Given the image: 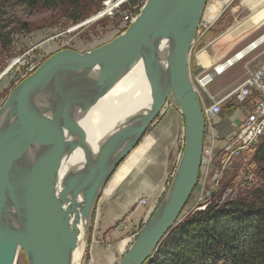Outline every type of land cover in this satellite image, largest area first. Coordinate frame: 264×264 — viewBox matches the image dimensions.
Listing matches in <instances>:
<instances>
[{
    "label": "water",
    "instance_id": "water-1",
    "mask_svg": "<svg viewBox=\"0 0 264 264\" xmlns=\"http://www.w3.org/2000/svg\"><path fill=\"white\" fill-rule=\"evenodd\" d=\"M206 3L146 0L125 31L113 39L85 52L59 49L13 88L0 106V113L10 110L7 122H0V264H16L18 248L25 251L30 264H70V251L77 246L78 224L89 223L98 200L102 163L114 160L110 173L164 112L155 72L156 46L164 36L170 41L164 56L168 91L183 117L184 149L148 225L118 264L151 260L162 240L179 223L178 217L197 186L205 119L190 80L189 54ZM142 54L150 105L135 124L132 142L115 159L111 155L118 144L108 147L95 159L91 176L87 170L69 175L66 186L56 195V173L66 151L74 149L80 128L77 114L89 109L101 80ZM86 162L83 169L90 163ZM11 195L25 224L22 235L9 230L5 207ZM80 195L84 202L78 214Z\"/></svg>",
    "mask_w": 264,
    "mask_h": 264
},
{
    "label": "rangeland",
    "instance_id": "rangeland-1",
    "mask_svg": "<svg viewBox=\"0 0 264 264\" xmlns=\"http://www.w3.org/2000/svg\"><path fill=\"white\" fill-rule=\"evenodd\" d=\"M76 1L81 2V0ZM145 1L129 0L124 9L132 10L136 6L138 8ZM220 1L224 5H221V10L214 19L209 20L207 12L205 10L203 12L202 18L209 24L203 22L202 18L200 19V26L190 52L189 71L193 77L198 74L202 76L209 73L217 61L232 55L264 32V0ZM94 2L96 7H92L89 12L85 13L76 11L77 9L74 8L71 0H58L57 5L52 8L44 6L30 8L25 4L16 3V0L8 2L0 0V33L5 41L3 45H0V106L5 102L13 88L21 80L32 74L31 72L21 78L27 65L37 58H46L62 44H64L62 49L70 48L79 52L89 51L117 36L116 33L120 29V14L95 21L93 18L107 0H95ZM123 31L121 30L120 33ZM263 60L264 45L223 74L212 76L206 91L214 96H220L231 91L255 71ZM232 106H223L217 119L219 120L220 117L227 114L226 111ZM162 111L164 112L158 116L156 124L150 126L146 134H153L157 141L158 132L166 129L171 132V135L178 132L177 135L183 137L177 163L170 179L166 182L161 199L175 174L185 144L183 117L178 111L176 103L167 98L162 105ZM237 111L239 110L235 112ZM212 130H215V126L212 129L205 125L207 139L211 137L214 139L213 151L217 154L224 139L218 138L216 132ZM181 131H183V135H181ZM145 156L142 160L145 159ZM141 161L139 167L144 163ZM251 163L254 164L253 167L247 169L242 161L236 160L233 165L222 172L221 180H202L201 182L199 180L183 214L185 215L186 211L198 203L199 196L205 193L201 192V185H205L207 189L212 188L214 183L218 185L211 203L214 200L222 203L236 197L251 200L256 190L264 194V163L258 157L252 158ZM219 169L220 166L216 165V169L211 173H215ZM129 182L125 180L118 186L117 190L115 189L116 191L111 194L100 212L101 193L98 196L88 223L86 242L78 264H118L129 245L148 225L152 213H149L148 217H144V209L141 206L132 200H123L126 189L133 188ZM121 204L127 205L128 210L113 225H107L112 216L118 212ZM126 238L128 242L125 249L120 256L114 257V251L110 246ZM16 264H30L24 250L18 252Z\"/></svg>",
    "mask_w": 264,
    "mask_h": 264
},
{
    "label": "bare ground",
    "instance_id": "bare-ground-1",
    "mask_svg": "<svg viewBox=\"0 0 264 264\" xmlns=\"http://www.w3.org/2000/svg\"><path fill=\"white\" fill-rule=\"evenodd\" d=\"M208 1L209 0H207V3ZM108 9L109 7L107 9L99 11L93 18V20H97L98 18H100ZM202 21L209 24V22L203 20V18ZM169 47L170 41L167 40V38L164 36L160 38L156 46L158 59L155 63V72L157 74L156 80L160 90V102H162V105L167 98L174 101L172 93L168 91L167 72L164 64V56L167 54ZM190 56L191 54H189V62ZM144 65L145 55L142 54L130 63L107 75L103 80L99 82L95 99L91 103L89 109L85 113L77 114L80 128L74 138V149L69 148L66 151L61 160L60 167L56 173V195H58L66 186V179L69 175L79 173V171L85 172L87 170L88 175L91 176L93 173V164H95L94 162H96L95 159L99 158L101 153L107 152L108 147H112L113 145L118 144L112 153L113 155H111L115 159L127 148L128 144L132 142V139L134 137L135 124L141 113L148 109L150 105V95L148 96L147 83L144 76ZM189 75L191 80L192 78L190 71ZM191 82L193 83L192 80ZM9 112L10 110L8 109L0 113L1 123L7 122ZM87 139L88 141H86ZM209 141H212V137L207 139V136L205 137L204 134V153L209 150ZM133 149L131 151H133ZM129 153L127 155H129ZM127 155H125L121 159V161L114 167V169L110 173L109 171L114 164V160L108 159L102 163L101 168L99 169L100 178L97 183V193L99 191L98 196L103 190L112 172L119 166V164L125 159ZM202 156L203 151L201 155V162ZM86 161L90 163L85 169H83ZM200 171L201 163L199 168V175ZM107 174L108 176L102 184V181ZM9 200L10 201L8 205H6L5 207V213L9 221V230L12 233L22 235L25 232V224L22 218L21 210L17 202L14 200L13 195H11ZM83 202L84 200L81 195L77 197L78 214L80 212L81 206L83 205ZM184 209L178 217V222L182 221L185 218V215L183 214ZM72 217L73 214H71V219ZM78 228L79 231L77 237V246L75 249L70 251V264H78L79 258L82 254V250L86 242L88 224L80 223L78 224ZM18 249L19 252L20 248Z\"/></svg>",
    "mask_w": 264,
    "mask_h": 264
},
{
    "label": "trees",
    "instance_id": "trees-1",
    "mask_svg": "<svg viewBox=\"0 0 264 264\" xmlns=\"http://www.w3.org/2000/svg\"><path fill=\"white\" fill-rule=\"evenodd\" d=\"M57 1L16 0V3L30 8H52ZM94 1L71 0L76 11L85 13L96 7ZM4 42L0 33V45ZM255 157L264 163V140ZM253 196L251 200L236 197L222 203L214 200L204 210L187 214L145 264H264V194L256 190Z\"/></svg>",
    "mask_w": 264,
    "mask_h": 264
},
{
    "label": "built area",
    "instance_id": "built-area-1",
    "mask_svg": "<svg viewBox=\"0 0 264 264\" xmlns=\"http://www.w3.org/2000/svg\"><path fill=\"white\" fill-rule=\"evenodd\" d=\"M128 2L129 0H107L100 11L108 7L109 9L97 20L120 14V29L116 33L120 34V31L128 27L129 23L137 16L143 6L141 5L138 8L136 6L132 10H126L124 8ZM262 45H264V32L232 55L217 61L209 73L203 74L202 76L199 74L194 77L191 76L202 108L205 125L213 129L215 120L220 115L225 105H233L229 110L236 109L239 110L240 113L237 128L230 138L225 139L224 142L221 143V149L219 148L217 154L213 151L214 139L209 141L210 146L208 151L204 153L203 148L201 171L199 175L200 182L202 180H221L222 172L233 165L236 160L242 161L247 169L254 165L251 163V160L255 157L256 147L260 144L261 140L264 139V60L255 71L250 73L240 84L225 94L220 96L211 95L206 91V87L214 76L223 74L226 70L242 61L246 56ZM63 46L64 44L57 50L62 49ZM44 58L45 57H39L31 64H28L21 78L33 72ZM202 80L204 81L202 82ZM216 165L220 166V169L216 170L215 173H211L216 169ZM217 187L218 185L216 183L209 189H207L205 185H201V192L205 193L199 196L197 199L198 203L186 211L185 215L194 211L204 210L209 206ZM140 203L146 204L147 201L146 199H141ZM203 203H205V205L201 206ZM154 205L155 202L151 205L150 210Z\"/></svg>",
    "mask_w": 264,
    "mask_h": 264
},
{
    "label": "crops",
    "instance_id": "crops-1",
    "mask_svg": "<svg viewBox=\"0 0 264 264\" xmlns=\"http://www.w3.org/2000/svg\"><path fill=\"white\" fill-rule=\"evenodd\" d=\"M221 5L224 4H221L220 0L208 1L204 10L207 12L209 20L214 19L218 15L221 10ZM228 111H226L227 114L220 117L219 120H215V130H212L216 132L218 138H223L224 140L233 135L240 119L239 111L235 112L236 109ZM157 121L158 119L155 120L153 125H155ZM177 133L171 135V132L162 129L158 132V135H156L157 141L156 137L151 133L143 136L139 144L113 171L110 176L111 178L105 184L101 191L102 199L99 205V212L102 206L107 203L111 194L116 191L118 186L125 182V180L128 182L131 181L129 183L133 188L126 189L127 191L124 192L125 196H123V200H132L135 204L141 206L144 209V217H148L149 213L155 211V207L163 195L166 182L170 179L171 173L177 163L178 152L180 153L181 150V139L183 136H178ZM181 135H183V131H181ZM150 149L151 151L146 155ZM144 156L145 159L142 160ZM141 160L144 161V163L139 167L138 165ZM143 198L146 199V204H141L139 202ZM154 202L155 205L150 210ZM127 210V205H119L118 212L112 216L107 225H113V223ZM127 242L128 239L126 238L110 246L114 251V257L117 258L120 256Z\"/></svg>",
    "mask_w": 264,
    "mask_h": 264
},
{
    "label": "flooded vegetation",
    "instance_id": "flooded-vegetation-1",
    "mask_svg": "<svg viewBox=\"0 0 264 264\" xmlns=\"http://www.w3.org/2000/svg\"><path fill=\"white\" fill-rule=\"evenodd\" d=\"M205 137H206V132H205ZM190 202V201H189Z\"/></svg>",
    "mask_w": 264,
    "mask_h": 264
}]
</instances>
